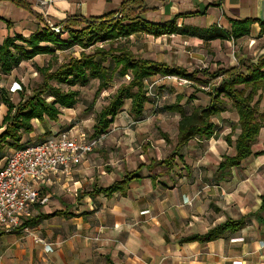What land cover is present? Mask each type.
<instances>
[{"label":"crops","instance_id":"obj_1","mask_svg":"<svg viewBox=\"0 0 264 264\" xmlns=\"http://www.w3.org/2000/svg\"><path fill=\"white\" fill-rule=\"evenodd\" d=\"M23 1L31 12L11 0H0V45L6 37L27 38L47 22L61 26L69 17L88 21L117 12L123 0ZM142 5L146 11L140 18L145 22L175 21L178 29L185 30L184 35L160 38L174 36L187 43L197 41L206 49L233 45V61L248 54L264 58V33L259 25H264V0H143ZM247 19L255 21L249 34L232 39L230 22ZM197 21L201 24L196 25ZM83 26L81 23L75 29ZM140 35L144 34L132 37ZM239 44L242 50L237 47ZM263 107L264 99L260 103ZM170 114L178 115L176 136L179 114ZM144 119L145 109L138 122L119 130L115 128L122 124L114 120L111 133L105 138L106 145H119V150L110 148L107 155H118L120 161L125 158L122 170L121 166L113 171L105 169L103 164L96 175L93 169L85 168L89 165L87 157L96 149V159L104 152L101 142L80 163L52 176L53 183L42 190L48 203L35 206L22 226L26 221L37 222L12 233H0V264H264V127L251 147L253 154L220 178L217 168L222 157L236 153L223 135L210 140L194 138L205 143L203 151L196 150L197 153L190 145L191 139L180 147L181 153L151 156L148 149L146 154H140L135 150L136 143L130 140L146 137L141 123ZM237 120L230 106L212 118L218 128L226 123L236 124ZM121 132L128 138L117 141ZM144 139L150 143V138ZM170 158L172 166L159 164ZM178 161L185 171H176ZM128 173L141 177L130 182L124 195L91 194L94 187L106 188ZM227 219H244L245 225L213 241L181 242L193 235H204Z\"/></svg>","mask_w":264,"mask_h":264},{"label":"trees","instance_id":"obj_2","mask_svg":"<svg viewBox=\"0 0 264 264\" xmlns=\"http://www.w3.org/2000/svg\"><path fill=\"white\" fill-rule=\"evenodd\" d=\"M11 1L14 5L31 12L23 0ZM142 3L143 0H123L117 12L88 21L69 17L61 24L59 33L53 32L47 24H44L41 30L27 38L15 35L4 39L0 45L1 74H10L21 62L31 60L38 55H50L51 64L38 69L45 81L34 90L32 96L16 105L5 100L7 112L0 122V160L7 156L5 149L15 150L27 145L22 143V133L33 132V120L44 122L47 119L57 122L60 108L71 109L77 102L78 92L71 88L85 84L89 78L98 82L95 93L97 96L115 77L130 76V80L126 84H121L108 103L97 113L90 137L105 135L127 100L130 101L129 115L134 122H138L144 114L145 104L151 101L145 92V82L156 75L178 77L199 88L207 87L209 80L221 78L219 83L206 93L209 98L206 106H197L188 112L180 105L181 97L178 96L173 104L164 108L167 112L179 114L175 149L194 138L199 140L214 138L218 127L212 118L225 112L230 106L236 112L238 120L231 126V132L225 136V142L228 146L233 145L236 153L233 157L226 155L222 157L217 168L219 177L224 178L231 168L239 166L242 160L253 154L251 147L257 140L260 129L264 127V107L260 108V103L264 99V58L259 57L255 62L240 60L237 67L219 69L212 74L203 71L204 78L197 76L198 71L188 73L181 67L142 59L133 54L125 44L132 36L144 34L156 38L185 34V30L177 28L175 21L164 24L145 22L140 18V15L146 11ZM81 23L84 26L75 29ZM230 23L232 27L230 36L236 40L248 35L255 21L247 19ZM259 25L260 32L264 33V25L262 23ZM61 32H66V39L61 38ZM104 44H108V47L105 48ZM74 48L79 49L78 56L69 55L64 62L57 65L56 70L49 72L53 63L57 62L56 51L66 52ZM90 49L91 52H86ZM48 81H54L57 86H51ZM62 86H67V89L64 90ZM44 94L52 100L46 101L42 97ZM235 129H238V134L232 141V132ZM162 136L168 141L166 134ZM172 162L170 158L159 164L170 167ZM140 177L138 173H128L106 188L94 187L91 194L93 196L104 194L109 197L119 192L124 195L130 182ZM36 222L26 221L22 227ZM244 225V219H227L209 229L204 235H193L181 242L213 241L226 232L242 229Z\"/></svg>","mask_w":264,"mask_h":264},{"label":"rangeland","instance_id":"obj_3","mask_svg":"<svg viewBox=\"0 0 264 264\" xmlns=\"http://www.w3.org/2000/svg\"><path fill=\"white\" fill-rule=\"evenodd\" d=\"M195 24L200 25L201 22L197 21ZM61 33V38L66 39L67 34H64V32ZM160 37L153 38L140 35L130 38L128 43L125 44L129 50L133 52V54L142 59L161 62L169 66L181 67L188 73L198 71L197 76L199 78H204L203 71H207L209 74H212L219 69H227L238 66V58L236 57V60L233 61L230 57L231 53L236 51V49L233 48V45H230L229 48L222 46V48H218L216 46L214 49H206L197 41H195V43H187V41H184L183 38L178 39L174 36L166 38ZM103 46L107 48L108 44H104ZM237 47L241 50L243 48L240 44ZM91 51V49L86 50V52ZM78 53V48H74L73 50L66 52L56 51L55 55L57 57V62L53 63V67H50L49 72L56 70L57 65L64 62L69 55L78 56ZM256 57L257 55L248 54L246 58L241 60H251L254 62L257 60ZM227 58L230 59V63L229 61L227 62ZM49 62H51L50 55H38L31 60L21 62L19 66L14 68L8 75L0 73V122L7 112L5 100H8L16 105L21 100H25L32 96L34 90L38 89L43 81H45L44 76L40 74L38 69L47 67L48 64H51ZM162 77L164 76L156 75L145 82V92L147 94L148 90L146 86H148L151 81H156L154 93L159 97L157 105H155V101L152 100L145 104L144 109L147 119H144L141 122L144 126L142 131L146 134V137L144 138H150V143H145L144 138L140 140H130V143H136L135 150H138L140 154H146L149 152L148 149L150 150L151 156L159 155L160 157H164L172 152L181 153V148L175 150L177 140L176 136H174V127L176 126V119L178 118L176 116L178 115H172L170 112L165 111L164 108L173 104L178 96L181 97L180 105L187 111L192 110L194 106H205L209 102V98L206 93L210 92L212 86H216L221 80V78L209 80L210 83L207 87L199 88L194 87V85L189 81L186 84L179 86L175 81L163 79L158 80V78ZM129 80L130 76L123 78L115 77L109 83L108 87L105 90H102L97 96L95 93L98 88V82L95 79L89 78L85 84L72 87V90H76L78 92L77 102L75 105L71 109L60 108V115L58 116L57 122L49 121L47 119H45L44 122L33 120L32 123L34 124V130L30 134L22 133V143L28 145L32 142H41L50 136L52 132H59L62 130H71L72 132L85 133L90 136L92 134V126L95 123L97 113L108 103L110 97L115 93L117 88L121 84H126ZM48 82L51 86H57L54 81ZM62 88L66 90L67 86H62ZM20 93L22 94L21 96ZM42 97L45 98L46 101L52 100V98L46 97L45 94L42 95ZM92 102L94 103L90 106ZM129 106L130 101H125L121 112L115 119V122L118 121L122 125L115 129H127L128 126H130L129 124L134 122L131 116L128 115ZM223 125H221V128H218L216 135H223V138H225V136L231 132V126L235 124L226 123ZM112 126L113 125H111L110 128H113ZM109 130L105 135H102L103 139L101 144L103 146L101 149L104 150V152L100 153L99 157L96 159L93 155L97 152V150H99L96 149L90 156L87 157L89 165L85 168L93 169L96 172V175L97 171H99L98 167H101L103 164H105V169L109 167L113 171L119 166H121V169L122 166H124L122 164H126L127 162L125 158L122 159L123 161H120V159L118 160V155H107L110 148L114 151L119 150V145L117 144L109 146L106 145L105 138L107 137V134L110 135L109 133H111ZM162 134H166L168 136V141L163 138ZM237 134L238 129H235V131L232 132L231 139L234 140ZM123 138H128V136H126L123 132L116 136L117 141ZM190 145L193 146L194 153H197L196 150L201 151L202 148L204 149L205 147V143H199L196 139H192V143H190ZM188 148H190V146ZM188 148L186 147L184 150H187ZM5 152H7L6 155H8L10 150L5 149ZM189 152L192 154V151ZM4 160L5 158L0 160V167L2 166ZM116 160L119 161H117L118 164H115ZM111 164H114V167H112ZM182 165L183 164L178 161L177 167L175 168L176 171H185L184 168H181ZM159 170L161 172L164 171V169ZM86 179V182L88 183L89 178Z\"/></svg>","mask_w":264,"mask_h":264},{"label":"built area","instance_id":"obj_4","mask_svg":"<svg viewBox=\"0 0 264 264\" xmlns=\"http://www.w3.org/2000/svg\"><path fill=\"white\" fill-rule=\"evenodd\" d=\"M46 24L55 33L61 31V26ZM161 79L175 81L179 86L187 83L174 76L158 78ZM155 86L156 81H151L146 86V95L157 105L159 96L154 93ZM102 139L103 136L92 138L85 133L62 130L41 142L10 150L0 167V233L19 230L35 206L48 203L49 198L43 195L42 190L53 183L52 176L80 163Z\"/></svg>","mask_w":264,"mask_h":264}]
</instances>
